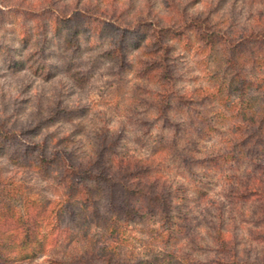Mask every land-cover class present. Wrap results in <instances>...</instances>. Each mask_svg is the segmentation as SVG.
Segmentation results:
<instances>
[{"label":"rangeland","instance_id":"374dc122","mask_svg":"<svg viewBox=\"0 0 264 264\" xmlns=\"http://www.w3.org/2000/svg\"><path fill=\"white\" fill-rule=\"evenodd\" d=\"M30 7L61 14L76 9L81 14L104 12L121 25L132 23V31L124 35L82 27L73 37L75 44L68 46L62 42L64 27L50 22L48 36H37L38 49L31 54L21 32L32 20L16 13ZM192 15L225 18L224 30H239L260 48L253 51L252 42H235L236 50L248 52L247 57L241 63L233 59L220 65L207 37L187 31L182 39L175 38L169 44V70L164 74L174 80L176 102L170 105L167 98L159 107L151 97L158 85L137 74L147 42L140 25L172 24ZM83 24L80 17L79 28ZM109 48L121 52L119 60L105 54ZM259 50H264V0H0V122L19 131L31 130L38 140L70 135L76 140L71 151L79 156L95 151L101 162L110 150L153 158L165 175V191L187 198L178 199L175 214L188 212L201 247L188 245L186 255L200 261L214 256L208 226L216 223L228 232L240 261L264 264V135L250 127L234 133L239 118L222 117L226 106L218 108L217 99L204 91L222 84V96L240 105L248 94H260L255 84L264 82V67L253 62ZM10 57L18 63L10 64ZM32 64L46 69L37 71ZM226 152L231 153L227 160L217 159ZM27 161L17 163L9 147L0 148V172L6 178L0 199L21 207L24 199L40 204L59 198L62 188L55 169L39 171ZM45 208L36 209L44 213ZM70 220L67 216L62 222ZM11 227L16 226L11 222L5 228ZM139 228L130 233V244L148 257L149 235ZM66 235L60 234L54 246L35 258L9 264H76L74 254L83 241L69 245Z\"/></svg>","mask_w":264,"mask_h":264},{"label":"trees","instance_id":"16d2710c","mask_svg":"<svg viewBox=\"0 0 264 264\" xmlns=\"http://www.w3.org/2000/svg\"><path fill=\"white\" fill-rule=\"evenodd\" d=\"M80 12L76 9L61 14L23 8L22 12L16 13L30 16L32 25L28 28L24 26L21 39L31 48L32 54L33 50L38 49L40 40L37 36H48L47 25L50 22L64 27L62 42L68 46L75 44L73 37L83 28L99 32L107 28L114 33L122 31L124 35L128 34L124 31H132V23L127 21L126 25H121L107 13H91L88 10L82 14ZM80 17L84 18V24L79 28ZM225 22V18L217 21L212 16L192 15L172 24L158 25L153 21L141 23L147 39L141 54L147 59L140 58L138 63L141 65L137 74L158 85L151 92V97L159 107L167 98L170 105L176 102L175 90L171 86L174 80L171 76L166 78L164 74L169 70V44L175 38L182 39L187 31L195 32L200 39L207 37L206 44L216 51L220 65L233 59L241 63L247 57L248 52L236 50V46H233L235 42H252L253 51L260 48L258 44L246 39L245 34L239 30H224ZM105 54L114 60H119L122 55L116 48L105 50ZM8 60L10 64L18 63L15 57ZM253 62L264 67V50L256 52ZM31 67H36L40 72L46 69V65L42 64H32ZM234 81L235 76L231 82ZM220 86L223 87L219 84L218 87L215 85L204 91L217 99L218 108L226 106L222 117L239 118V122L233 125L234 133L238 134L250 127L264 135V82L258 81L255 84L261 93L248 94L241 105L236 100L222 96ZM30 131H19L14 126L0 122V148L9 147L11 159L17 163H24L22 160L27 159L39 171L55 169L59 174L62 195L57 199L43 200L40 204L36 200L24 199L22 208L5 198L0 199V262L9 264L33 259L37 253L42 254L47 247L54 246L60 234H67L69 245H77L79 239L83 241V246H80L82 249L78 247L74 254L73 261L76 264H251L250 260L240 261L241 256L237 249H233L228 232L216 223L208 226L211 240L216 246L214 256L207 261H200L186 255L185 248L188 245H193V249L201 245L191 230L188 212L175 214L178 199L182 201L187 198L176 192L165 191V175L158 161L139 157L123 149L110 150L101 162L98 159L99 153L95 151H86L84 156L71 151L76 140L70 135L46 141L38 140L39 136ZM230 155V152L222 153L217 159L227 160ZM216 165L219 163L216 162ZM5 183L6 178L0 172V197ZM251 191L255 192V189ZM38 204L45 206L47 212L37 211ZM67 216L72 220L62 222ZM11 222L16 227L7 231L5 227H9ZM138 227L149 235L145 245L148 247L145 251H151L148 257H143L142 252L130 244V233ZM12 251L19 252L12 255Z\"/></svg>","mask_w":264,"mask_h":264}]
</instances>
